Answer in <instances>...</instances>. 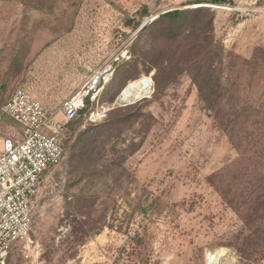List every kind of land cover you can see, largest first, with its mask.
I'll return each instance as SVG.
<instances>
[{
	"label": "rangeland",
	"instance_id": "374dc122",
	"mask_svg": "<svg viewBox=\"0 0 264 264\" xmlns=\"http://www.w3.org/2000/svg\"><path fill=\"white\" fill-rule=\"evenodd\" d=\"M212 1L0 0V112L17 88L59 109L122 46L118 31L139 38L96 105L101 114L92 121L85 110L70 125L66 158L45 177L10 264H207L221 250L220 264H264V117L226 129L193 81L213 64L212 82L239 91L234 104L224 98V113L264 111V0ZM198 7L215 16L208 41L197 28L195 42L191 26L174 40L146 31ZM235 57L259 66L231 70ZM144 78L149 97L118 103L129 80ZM248 239L258 244L252 259L237 249Z\"/></svg>",
	"mask_w": 264,
	"mask_h": 264
},
{
	"label": "built area",
	"instance_id": "2783aa9c",
	"mask_svg": "<svg viewBox=\"0 0 264 264\" xmlns=\"http://www.w3.org/2000/svg\"><path fill=\"white\" fill-rule=\"evenodd\" d=\"M123 31L122 43L86 81L82 90L51 110L23 88H17L0 112V264H9L13 247L30 234L39 193L45 177L66 158L70 125L90 110V119L101 111L95 107L113 80L117 66L130 60V44ZM92 110H95L92 112ZM9 119L14 128L6 127Z\"/></svg>",
	"mask_w": 264,
	"mask_h": 264
},
{
	"label": "trees",
	"instance_id": "16d2710c",
	"mask_svg": "<svg viewBox=\"0 0 264 264\" xmlns=\"http://www.w3.org/2000/svg\"><path fill=\"white\" fill-rule=\"evenodd\" d=\"M228 2H229L228 0H213L211 3L216 4V5H223V4H226ZM214 23H215V16L210 13L209 9L204 8V7H199L196 9L176 10V11H171L167 14H164V15L160 16L159 18H157L149 27H147L146 31L149 29H151V30L154 29L156 32L155 34H158L157 38L159 36H162V37L168 38L170 40H174V39H178L179 37H181L186 32V31H184L186 29V27L191 26V27H193L192 28V30H193L192 35L196 39L195 42H197L198 39L201 37V35L198 34V31L196 30L197 28H200L202 31L205 32L203 37H202V40L208 41L209 40V34H207V32L209 33V30L211 31L213 29ZM138 39L133 43V46L138 41ZM191 43H193V42H191ZM133 46H132V48H133ZM261 51H263V50H261ZM138 52L140 55V56L139 55L138 56L140 58H142L144 60H147L149 58V50L147 49V45L145 47L139 48ZM209 57H212V56H209ZM234 59H235V61L241 60L242 62L239 65L238 64L232 65L233 62H231V64H230V66L232 65L231 70L238 69V67H240L242 69L244 67H254V65L256 66V69H257V67L259 66V62L257 59H255L253 62L243 60L239 57H235ZM127 62H129V61H123L121 64H119L117 66L115 76H114L113 80L111 81V83L114 81L119 69L123 65H125ZM158 62H160V61L159 60H157V62L151 61L152 67L159 66ZM222 65H223V62H222ZM197 68L198 69L193 74V81L197 85V88L200 91L203 100L205 101V103L208 104L209 108L211 110H213L221 118L222 121H224L223 124L225 122H227V123H225L226 129H228V127L231 126V124H233V123H234V126L237 125L238 119H240L242 116L248 117L249 120L258 119V118L261 119L264 117V111L261 107L256 108L257 111L255 110V112L250 113V111L249 112H246V111H248V110L253 111L254 109H252L251 107L250 108L238 107V105H237V107L233 106L227 112L224 113V108L222 107V101L224 100V98L226 96L229 95V96H231V99L227 100V104H229V105L234 104L233 98H232L233 92H234V90L239 92L236 88V84L233 83L231 85L230 84L224 85L223 84L224 80L219 79V78H218L217 83L214 84L212 82L213 74H215L218 71V69L213 68V64L209 66L208 70L202 66H198ZM242 71H244V70H242ZM131 81H136V79H132ZM131 81L129 80V82H131ZM111 83L109 84V86L111 85ZM128 83L126 84V86L128 85ZM126 86L121 90L120 95L124 92V90L129 85L127 87ZM104 94L100 99L101 103H102V99L104 97ZM120 95H119V97H120ZM239 109H241L242 112H240ZM127 121H129V120L120 121V122H127ZM69 130H70V127H69ZM69 132L70 131H68V134L66 136V138H67L66 139V146H68L67 144H68ZM217 177L219 178L220 175H217ZM215 179L216 178L212 179V181L214 182ZM262 191H264V188H262ZM260 197H261V199L264 198V193ZM225 198H226V200H228V197H225ZM231 204H232V201H231ZM250 204H253V203L251 202ZM236 208L239 211L240 215L244 218V212H241V208L238 207V205L236 206ZM247 218L249 220L248 215H247ZM255 235H256V233H255ZM257 237H258V235H257ZM250 240H253V239H250ZM250 240L248 239L247 242L238 246L237 249H238L239 253L243 254L247 258L252 259L255 256V252L253 251V249L255 248L256 245L258 246V244L254 243V241H250ZM262 240H264V239H262ZM13 249H14V247H13ZM10 261H11V257H10ZM10 261H9V264H10Z\"/></svg>",
	"mask_w": 264,
	"mask_h": 264
},
{
	"label": "bare ground",
	"instance_id": "6f19581e",
	"mask_svg": "<svg viewBox=\"0 0 264 264\" xmlns=\"http://www.w3.org/2000/svg\"><path fill=\"white\" fill-rule=\"evenodd\" d=\"M152 81V80H151ZM152 88L147 90L143 89L141 86V81H135L129 84V86L121 94L118 103L130 104L135 101L147 98L152 94ZM227 256L226 251H218L215 253H210L207 259V264H220L222 258Z\"/></svg>",
	"mask_w": 264,
	"mask_h": 264
},
{
	"label": "water",
	"instance_id": "95a60500",
	"mask_svg": "<svg viewBox=\"0 0 264 264\" xmlns=\"http://www.w3.org/2000/svg\"><path fill=\"white\" fill-rule=\"evenodd\" d=\"M199 8V7H198ZM146 28V27H145ZM151 78H144L141 80V86L143 89L147 90L153 87V80Z\"/></svg>",
	"mask_w": 264,
	"mask_h": 264
}]
</instances>
